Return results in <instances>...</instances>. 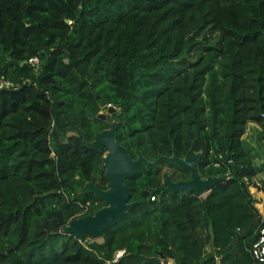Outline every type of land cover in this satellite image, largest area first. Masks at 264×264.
Listing matches in <instances>:
<instances>
[{
  "label": "trees",
  "instance_id": "trees-1",
  "mask_svg": "<svg viewBox=\"0 0 264 264\" xmlns=\"http://www.w3.org/2000/svg\"><path fill=\"white\" fill-rule=\"evenodd\" d=\"M206 27L217 47L179 65ZM0 83V264H255L256 169L242 136L250 123L264 133V0H0ZM106 105L133 160L163 159L138 166L135 206L85 242L62 230L106 206L81 192L107 190L105 150L65 130L93 141ZM191 146L202 177L226 180L205 197L153 192L188 178L165 158Z\"/></svg>",
  "mask_w": 264,
  "mask_h": 264
},
{
  "label": "water",
  "instance_id": "water-1",
  "mask_svg": "<svg viewBox=\"0 0 264 264\" xmlns=\"http://www.w3.org/2000/svg\"><path fill=\"white\" fill-rule=\"evenodd\" d=\"M113 112L114 109L112 108L108 110L109 115ZM98 119L103 120L104 117L99 116ZM107 122H111L110 116H107ZM117 130L118 125L114 126L110 131L97 134L93 141H90L89 136L82 131H79L76 135L82 138V142L88 150L95 153H101L104 150L107 151L104 164L105 178L108 182L107 190H100L90 182L81 191L82 193H89L97 199L102 200L106 206L95 214L71 221L68 226L63 228V234L77 238L82 235H87L95 240L101 239L104 232L116 227L135 206L134 203H130V192L127 182L135 177L138 166L144 164L148 167H154L159 160L163 159V157H159L155 163H149L140 152H137V159L133 160L127 150L117 143ZM200 158L201 154L194 152V146H191L184 158H179L175 153H173L172 157L165 158L181 170L188 172L189 179L173 182L170 176H167L165 185L157 188L153 192L163 194L178 193L182 196H188L193 193L198 197H203L207 191L226 180L222 176L202 178L198 172Z\"/></svg>",
  "mask_w": 264,
  "mask_h": 264
},
{
  "label": "rangeland",
  "instance_id": "rangeland-1",
  "mask_svg": "<svg viewBox=\"0 0 264 264\" xmlns=\"http://www.w3.org/2000/svg\"><path fill=\"white\" fill-rule=\"evenodd\" d=\"M220 41V35L215 32L211 27H206L203 30L196 33L194 37V45L187 44L186 49L182 55V57L178 60L179 65H187L191 62H195L200 54L203 48L206 47H217L218 43ZM112 108L114 109V112L109 115L108 110ZM119 109L116 107H113L112 105H106L102 106V108L99 111L98 117L103 116L104 119L101 120V122L105 125H107V129L99 131L98 133L96 130L98 127H94L93 131H95V136L101 132L104 131H110L113 129L114 126L118 125L116 120L114 119V115L117 114ZM107 116H110L111 122H107ZM82 130L78 127H70L65 130L67 135H77ZM85 133L84 131H82ZM263 131L253 123L247 124L245 127L244 135L242 136V143L244 146V149L249 154V156L252 159L253 165L256 169V176L253 178V183L248 188V192L250 194V198L254 200V198H260L261 194L264 195V145H263ZM94 136V137H95ZM104 157H107V151L105 150ZM155 167V166H154ZM163 173H170L169 169L164 166L163 167ZM169 176V175H168ZM167 177V176H166ZM161 183V186L165 183ZM158 187V188H159ZM252 188V189H251ZM258 192V194L256 193ZM253 193V194H251ZM257 194V195H256ZM207 193L203 196L205 197ZM254 197V198H253ZM87 241H91L89 239H86ZM98 243H101V239L95 240Z\"/></svg>",
  "mask_w": 264,
  "mask_h": 264
},
{
  "label": "built area",
  "instance_id": "built-area-1",
  "mask_svg": "<svg viewBox=\"0 0 264 264\" xmlns=\"http://www.w3.org/2000/svg\"><path fill=\"white\" fill-rule=\"evenodd\" d=\"M30 63L32 65H38V60L36 58L32 59ZM6 86H7L6 83H0V88L6 87ZM262 118L264 119V115L262 116ZM210 166L214 168L220 167L218 163H213L212 165L205 164L202 168L204 171H206L210 168ZM151 200L153 201L154 198H151ZM254 206L258 212L259 226L257 229L256 238L250 247L249 253L255 264H264V202L263 203L256 202L254 203ZM89 240H91L89 242L95 241V239L93 238ZM85 242H87V240H85ZM124 254H125L124 250L116 252L114 255V259L112 260V263L117 262L122 256H124ZM161 264H173V263L172 261H166L162 259ZM217 264H220L219 261H217Z\"/></svg>",
  "mask_w": 264,
  "mask_h": 264
},
{
  "label": "crops",
  "instance_id": "crops-1",
  "mask_svg": "<svg viewBox=\"0 0 264 264\" xmlns=\"http://www.w3.org/2000/svg\"><path fill=\"white\" fill-rule=\"evenodd\" d=\"M252 183H253V182H252ZM251 189H252V188H251ZM256 193L258 194V192H256ZM251 194H253V193H251ZM257 194H256V195H257ZM260 196H261V197H260V198H257V199L253 197L255 203H256V202H258V203H263V202H264V195L261 194Z\"/></svg>",
  "mask_w": 264,
  "mask_h": 264
},
{
  "label": "flooded vegetation",
  "instance_id": "flooded-vegetation-1",
  "mask_svg": "<svg viewBox=\"0 0 264 264\" xmlns=\"http://www.w3.org/2000/svg\"><path fill=\"white\" fill-rule=\"evenodd\" d=\"M200 173V172H199ZM189 174V173H188ZM201 175V174H200ZM202 176V175H201ZM202 178H204V177H202ZM189 179V176H188V178L187 179H182V180H179V181H186V180H188ZM173 182H177V181H173ZM165 185V183L163 184V186Z\"/></svg>",
  "mask_w": 264,
  "mask_h": 264
}]
</instances>
